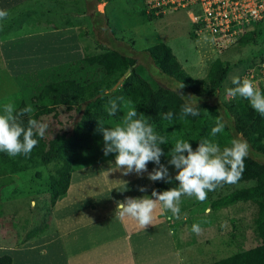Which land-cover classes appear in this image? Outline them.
<instances>
[{"label": "rangeland", "instance_id": "obj_1", "mask_svg": "<svg viewBox=\"0 0 264 264\" xmlns=\"http://www.w3.org/2000/svg\"><path fill=\"white\" fill-rule=\"evenodd\" d=\"M0 4V10H7L9 13L6 20L0 21V45L6 50L9 49L6 46H10L11 49L12 46L17 45L18 50L14 51V54L19 59L12 57L15 67L12 71L9 70L11 73H6L5 68L0 66V112L4 104L14 103V96L18 95L19 90L26 91L31 83L40 79V74L46 72H37L42 69L43 64L50 67L65 64L87 55L99 54L105 51L104 48L118 49L133 56L138 61L139 72L147 80L153 84L165 85V89L169 88L177 94L182 92L186 97L191 96V93L185 87L178 89L180 83L162 74L146 50L160 43L169 45L184 70L197 79L207 77L211 65L220 59L228 68L227 77L221 85L217 98L221 103L233 102L234 98L227 94V89L234 87L232 84L234 77L241 79L247 77L252 80L248 76L249 71L264 62V21L256 25L259 32L257 31L254 41L247 46H241L239 42L229 50L219 51L211 46L210 37L201 38L195 35L196 30L187 11H170L163 16L149 18L143 14L144 3L139 0H0ZM33 12H37L35 18L32 16ZM97 12L101 13L103 19L102 17L98 19ZM34 19L42 22L49 21V23L52 21V25L58 26L56 27L58 29L65 24L75 26L81 21L83 23L80 24V28L68 33L73 35L68 40L61 37V34L60 42L55 41V38L45 41L44 35H38L44 33L42 32L44 30H36L35 25L31 27L29 24L30 20ZM101 19V24L104 23L105 26L101 28L102 30H97ZM40 29L44 27L40 26ZM55 33L54 35L58 36ZM48 42L52 46L50 50ZM45 49H47L46 52ZM4 53L8 55L10 51L7 50ZM26 64L31 65L32 68L23 70L22 66ZM253 82L264 93V82H261L259 86L257 82ZM160 93L163 91L160 90ZM217 99L208 100L211 105L207 108V114L213 122L216 119L222 121L218 115V108L214 106ZM127 110L128 108L124 110L122 116ZM71 116L74 118L72 119ZM122 116L119 120H113L104 125L115 127L121 123ZM79 120L80 116L76 112L72 114L64 112L58 119L53 120L54 130L63 128L69 130ZM94 136L95 141L91 150L82 152L74 162V186L87 180L88 199L94 198L98 193L109 188L107 192L109 197H113L112 201L123 197L120 194L125 197L139 198L142 194L138 190L140 187H145L147 196L151 197L152 191L156 188L154 182L147 178L148 173L145 172L140 176L132 173L125 176L122 171H114V166H111L109 162L114 164L115 154L108 156L103 154V136L98 129ZM229 140L231 141L232 138ZM252 153L253 158L264 163L263 154L254 151ZM252 153L249 151L248 156H252ZM164 165L168 167L170 176L176 175L174 166L168 163ZM57 167L55 163L43 167H31L25 172L12 174L13 178L3 177L0 171L2 245L15 247V242L21 244L25 239L35 238L42 231H50L52 222L48 228L44 226L41 231L35 224L45 215L46 220L51 219L49 217L50 175ZM147 169L148 172L152 171L148 166ZM38 173L41 174L40 177L35 178ZM125 182L127 190L124 191ZM30 184H32L31 187ZM253 185V182H249L220 189L208 194L204 202H199L195 198H182L178 220H169L171 213L165 210L163 217H166L167 235L161 245V234L159 249H152L155 253L150 261L153 264H212L260 245L261 237L256 224L258 209L253 202L239 203L221 210L211 209L212 201L237 189ZM106 195L102 194L100 197L107 198ZM115 204L116 208L117 202ZM112 206L108 204L111 211H113ZM100 207L105 208V204H101ZM65 212V209L63 211L59 209L58 216L62 218ZM103 213L104 210L93 214L103 215ZM193 224H199L203 229L200 235L191 232ZM170 231L174 235H170ZM151 245L156 246L155 243ZM156 251L159 253L158 258ZM5 252L10 256L14 254L12 249Z\"/></svg>", "mask_w": 264, "mask_h": 264}, {"label": "trees", "instance_id": "obj_2", "mask_svg": "<svg viewBox=\"0 0 264 264\" xmlns=\"http://www.w3.org/2000/svg\"><path fill=\"white\" fill-rule=\"evenodd\" d=\"M143 14L149 18L155 17L146 14L145 10ZM99 26L103 27V24ZM257 31L259 32L256 27L239 45L247 46L254 41ZM104 49L99 54L87 55L78 61L53 67L40 74L39 80L31 83L22 92L16 108L31 106L34 118L48 125L45 136L38 138L37 146L28 156L10 158L7 154L0 153V169L8 175L25 172L31 167L57 164V169H53L50 175L51 209L67 196L74 174V162L82 152L91 150L99 121L104 124L119 120L124 110L130 107H136L137 112L144 114L153 125L155 132L169 141L160 145L164 151L162 164L168 163V153L177 139L187 140L195 150L199 141L204 139L217 142L223 148L229 146L230 138H239L248 143L251 153L254 151L264 155V117L255 112L247 100L234 98L233 102L221 103L217 99L228 74V68L222 60L218 59L211 65L207 77L197 79L184 70L167 44L160 43L146 50L162 74L183 83L190 95L197 99V105L194 106L199 108L200 115H189L181 122L174 118L175 122L168 125V121L161 118L162 114L171 111L178 117L185 103L184 99L169 88L165 89V85L153 84L147 80L139 72L138 61L133 56L118 49ZM129 70L130 75L114 90ZM160 90L163 93L159 94ZM214 98L217 99L214 106L218 108L225 130L212 137L211 128L215 126V122L208 117L207 108L211 105L208 100ZM113 100L119 107L115 117L109 116L106 111V107H110V101ZM64 112H76L80 120L69 130L63 128L55 131L53 120L58 119ZM24 122L27 123V117ZM147 166L150 169L158 167L153 162H149ZM249 182L254 185L237 189L212 201L211 209L221 210L239 203L253 202L258 209L256 224L261 243L212 264H264V163L253 158L252 153V156L245 158V171L237 183L226 184L208 194ZM154 184L156 191L162 192L177 186L178 181H155ZM0 264H13V258L10 255L0 256Z\"/></svg>", "mask_w": 264, "mask_h": 264}, {"label": "clouds", "instance_id": "obj_3", "mask_svg": "<svg viewBox=\"0 0 264 264\" xmlns=\"http://www.w3.org/2000/svg\"><path fill=\"white\" fill-rule=\"evenodd\" d=\"M144 3V2H143ZM145 10V9H144ZM9 16L7 10H0V21ZM234 87L227 89V94L232 98L247 100L249 106L264 117V93L247 77L232 79ZM184 87L180 83L178 89ZM178 94L185 100L177 117L169 111L162 114V119L168 121V125L174 123V118L179 122L187 116L200 115L197 99L194 96ZM109 116L115 117L119 107L115 100L110 101V107H106ZM27 117L25 124L24 118ZM48 125L34 118V110L31 106L17 109L14 104L7 103L2 106L0 113V153L7 154L10 158L18 155L28 156L37 146L39 139L45 136ZM225 124L216 119L215 126L211 128V136L215 137L223 133ZM98 131L103 136V154H115L114 171H122L127 176L135 173L137 176L147 172L150 181H164L171 183L174 179L178 185L168 190L157 192L153 190L151 197L142 198L127 197L117 202L115 215L120 220H131L139 229L146 230L153 226L155 214L158 210H168L171 215L169 220L180 219V203L182 197L195 198L199 202L207 199L209 192L228 184H235L245 171V158L249 155V145L246 141L234 138L230 146L221 148L220 144L212 140L199 141L198 147L193 150L192 145L184 139H177L168 155V164L174 166L176 175L171 177L168 167L161 163L164 155L160 147L169 141L165 136L155 132L154 127L146 116L138 113L136 107L128 108L121 118V123L115 127H107L99 121ZM153 162L154 167L148 172L147 165ZM126 182H125V189ZM146 191L145 187L138 189ZM203 229L199 224H193L191 232L200 235ZM170 235H174L170 231Z\"/></svg>", "mask_w": 264, "mask_h": 264}, {"label": "crops", "instance_id": "obj_4", "mask_svg": "<svg viewBox=\"0 0 264 264\" xmlns=\"http://www.w3.org/2000/svg\"><path fill=\"white\" fill-rule=\"evenodd\" d=\"M35 15H37V12L32 13L34 18ZM97 16L98 19L101 17L103 19L100 12H97ZM102 19L98 23L97 30H102V27L99 26L101 25ZM36 20H30L29 24L31 27L35 25L37 28L36 30H44L42 31L44 33L38 34L39 36L44 35L45 41L50 39L54 40L53 38H55V41L59 42L61 34V37H65V39L68 40L73 36L68 33L72 30H77V28H80V24L83 23L81 21L79 22L80 24L76 23L75 26L72 24H65L64 26H59L61 28L58 29L56 28L58 26L52 25V21L49 23V21L42 22ZM44 23L45 25H43ZM93 24H95V21H93ZM102 24L104 27V23ZM40 26L44 27V29H40ZM54 33L58 36H55ZM48 43V49L50 50L52 46L50 42ZM6 47L9 48L7 49L8 52L10 51L8 55L4 53L7 51L5 47L2 48L0 45V66L5 68L4 71H6V73H11L10 71L15 67V62L12 60V57L19 60L14 54V51L18 50V46H12L11 49L10 46ZM46 50L47 49H45V52ZM37 57L39 56L37 55ZM78 60L80 59H75L71 62ZM56 66L59 65L50 67L47 64H43L42 69H39L37 72L48 71ZM22 67L23 70L32 68V66L28 64ZM26 74L31 73L26 72ZM21 97L22 91L19 90L18 95L14 96L13 100L15 107H17ZM0 113H2V110ZM1 173H3V177L5 178L14 176L6 175L2 171ZM40 175V173L36 174L35 178H39ZM1 178L2 177H0V179ZM31 185L32 184H30V187ZM76 186H74L73 177L67 196L60 200L49 212V217L51 219L46 220L45 217L47 216L45 215L43 219L36 221L37 224L35 225L39 231H41L44 226L48 228L49 224L52 222L50 231H42L38 233L35 238L25 239L21 244L15 242V247L2 245V238H0V256L8 255L5 251L12 249L15 254L11 255L13 264H153L150 260H152V255L154 256L155 250L152 249L157 248L158 250L159 243L161 242L162 245L167 235L165 232L166 217H163L165 210H158L155 214L153 226H148L146 230H142L139 229L133 221L127 219L122 221L115 215V203L125 200L127 197L120 194L123 197L112 201L113 197L108 196L109 188V190H103V192L98 193V195L95 196L96 199L95 197L88 199V181L85 180ZM102 194H107V198H101L100 196H102ZM140 194L139 198L147 195L146 191H140ZM101 204H105V208L100 207ZM108 204L111 206L113 205V211L108 208ZM59 209L62 211L64 209L66 210L65 214H62V218L58 216ZM102 210H104L103 215L93 214ZM32 223H34V221H32ZM53 223H55V228H53ZM161 234L162 241L159 242ZM154 243L156 246L151 245ZM156 254L158 258L159 253L157 251Z\"/></svg>", "mask_w": 264, "mask_h": 264}, {"label": "built area", "instance_id": "obj_5", "mask_svg": "<svg viewBox=\"0 0 264 264\" xmlns=\"http://www.w3.org/2000/svg\"><path fill=\"white\" fill-rule=\"evenodd\" d=\"M145 12L160 17L170 11H187L196 36L210 37L211 46L226 51L264 21V0H145ZM248 76L264 82V62Z\"/></svg>", "mask_w": 264, "mask_h": 264}, {"label": "water", "instance_id": "obj_6", "mask_svg": "<svg viewBox=\"0 0 264 264\" xmlns=\"http://www.w3.org/2000/svg\"><path fill=\"white\" fill-rule=\"evenodd\" d=\"M131 70H129L121 79L120 81L116 84V86L114 87V90H117L119 88V86L126 80V78L130 75Z\"/></svg>", "mask_w": 264, "mask_h": 264}]
</instances>
